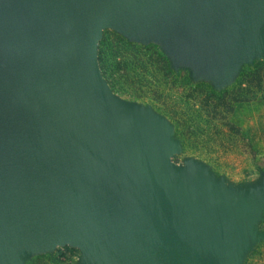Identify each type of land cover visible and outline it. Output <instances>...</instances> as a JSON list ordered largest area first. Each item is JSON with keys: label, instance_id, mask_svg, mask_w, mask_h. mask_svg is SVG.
<instances>
[{"label": "rangeland", "instance_id": "374dc122", "mask_svg": "<svg viewBox=\"0 0 264 264\" xmlns=\"http://www.w3.org/2000/svg\"><path fill=\"white\" fill-rule=\"evenodd\" d=\"M22 1L0 0V50L12 54L33 8L22 11ZM258 6L254 0L113 5L99 21L98 42L113 28L154 43L178 72L220 90L264 61ZM93 64L98 109L115 148L91 134L80 135L65 158L54 143L32 146L22 138L0 148V264H23L68 243L91 264H264V80L256 86L257 75L247 77L253 99L237 103L231 119L240 134L228 135L230 148L199 157L183 151L174 122L151 99L112 90L97 48ZM131 162L149 174H141L140 184L129 177Z\"/></svg>", "mask_w": 264, "mask_h": 264}, {"label": "water", "instance_id": "95a60500", "mask_svg": "<svg viewBox=\"0 0 264 264\" xmlns=\"http://www.w3.org/2000/svg\"><path fill=\"white\" fill-rule=\"evenodd\" d=\"M22 4V11L31 5L33 11L25 12L29 22L20 25L13 42L12 50L18 53L0 50V61L5 62L0 65V148L13 147L22 138L32 146L54 143L65 158L73 156L84 134L114 147L107 133L112 127L98 109L93 64L97 29L109 7L135 5L136 0H23ZM130 165L134 170L129 177L142 183L141 174H149L133 162Z\"/></svg>", "mask_w": 264, "mask_h": 264}, {"label": "trees", "instance_id": "16d2710c", "mask_svg": "<svg viewBox=\"0 0 264 264\" xmlns=\"http://www.w3.org/2000/svg\"><path fill=\"white\" fill-rule=\"evenodd\" d=\"M97 61L113 91L134 99H151L174 122V136L183 151H195L199 157L209 156L219 147L230 148L226 146L228 135L240 134V127L231 119L237 103L253 99L248 95V87L253 85L247 77L257 75L256 86L263 85L264 80L261 60L243 72L235 84L217 90L178 72L170 57L154 43L130 40L113 28H106L98 42ZM23 264L91 263L78 246L68 243L31 255Z\"/></svg>", "mask_w": 264, "mask_h": 264}, {"label": "crops", "instance_id": "0c3cea01", "mask_svg": "<svg viewBox=\"0 0 264 264\" xmlns=\"http://www.w3.org/2000/svg\"><path fill=\"white\" fill-rule=\"evenodd\" d=\"M12 1H14V0H12ZM249 1H251V0H249ZM254 1L256 2V4L259 5L256 10L259 9V12L263 13L264 12V0H254ZM2 200H3V196H0V202H3Z\"/></svg>", "mask_w": 264, "mask_h": 264}, {"label": "bare ground", "instance_id": "6f19581e", "mask_svg": "<svg viewBox=\"0 0 264 264\" xmlns=\"http://www.w3.org/2000/svg\"><path fill=\"white\" fill-rule=\"evenodd\" d=\"M108 86V85H107ZM110 89V88H109ZM111 91V90H110ZM112 93V92H111Z\"/></svg>", "mask_w": 264, "mask_h": 264}]
</instances>
